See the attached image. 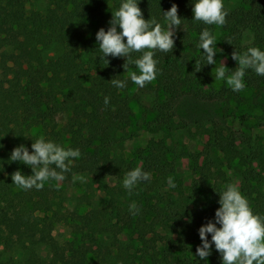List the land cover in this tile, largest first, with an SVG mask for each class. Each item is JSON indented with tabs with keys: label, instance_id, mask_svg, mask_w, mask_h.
Returning a JSON list of instances; mask_svg holds the SVG:
<instances>
[{
	"label": "trees",
	"instance_id": "1",
	"mask_svg": "<svg viewBox=\"0 0 264 264\" xmlns=\"http://www.w3.org/2000/svg\"><path fill=\"white\" fill-rule=\"evenodd\" d=\"M122 2L0 0V264H222L214 244L207 261L196 248L199 228L214 222L220 207L218 192L233 183L229 171L239 177L254 214L264 216V137L256 141L225 132L224 114L200 152L168 137L151 138L130 155L123 149L141 128L178 129L176 117L187 100L222 109L248 101L261 109L264 120V76L248 69L245 87L237 92L225 81L215 86L213 75L222 56L230 73L237 66L233 51H264V0H242L233 7L223 0L228 12L223 26L195 21V0H139L144 18L164 28V11L173 3L181 17L172 52L155 51L157 77L142 88L129 73L139 74L134 61L143 53H131V62L108 56L107 64L96 40ZM205 28L216 37V64H206L199 47ZM111 79L126 86L117 88ZM40 136L81 155L72 159L62 181L50 179L42 189L25 190L12 183L11 174L31 175L32 169L9 157L20 144L31 152ZM183 157L191 161L192 178L179 189L177 162ZM136 167L150 180L129 192L123 180ZM73 176L91 177L104 196L95 199L85 192L67 207L65 188ZM169 177L175 187H169ZM132 203L139 209L135 215ZM59 223L71 230L64 241L54 234Z\"/></svg>",
	"mask_w": 264,
	"mask_h": 264
},
{
	"label": "clouds",
	"instance_id": "2",
	"mask_svg": "<svg viewBox=\"0 0 264 264\" xmlns=\"http://www.w3.org/2000/svg\"><path fill=\"white\" fill-rule=\"evenodd\" d=\"M139 0H123L118 10L112 12L110 27L105 31L100 28L96 33L98 47L102 52V59L106 57H125L131 62V53L142 52V56L134 61L139 74L129 73L131 81L144 87L156 79L157 63L154 59L156 50L168 53L175 46V30L181 25L178 15V5L173 3L171 8L164 11L167 27L164 28L154 18L145 19ZM192 11L195 21H202L207 25L223 26L228 12L224 8L223 0H195ZM119 26L120 31L117 30ZM199 47L203 49L206 64H216V37L205 28L199 36ZM222 51V50H221ZM237 61L232 72L223 62L216 68L215 80H223L233 91H241L245 87L244 77L248 69H253L257 75L264 76V51L258 47H249L245 52L236 50L231 54ZM127 67L126 63L123 65ZM199 61L195 63V70L201 69ZM117 88H124L126 81L111 79ZM109 102L105 98V104ZM32 151L24 144L15 147L9 157L10 162H21L32 169L31 175H24L20 170L11 174L12 183L25 190L44 187L48 180L62 181L64 173L70 170L73 158L80 157L79 149L65 148L51 140L40 136L31 144ZM59 169L60 171H57ZM73 180H83V177L73 176ZM150 180V174L136 167L127 172L123 186L129 192L141 181ZM169 187H175L173 178H168ZM59 187V184H57ZM219 193V205L215 211L214 222L209 220L199 228L201 245L196 248V255L207 261L211 255L212 245L221 254L222 264H264V216L254 214L248 199L240 192L235 184H228ZM129 210L135 215L139 209L132 203ZM219 225V227L217 226ZM211 234V240L208 239Z\"/></svg>",
	"mask_w": 264,
	"mask_h": 264
},
{
	"label": "rangeland",
	"instance_id": "3",
	"mask_svg": "<svg viewBox=\"0 0 264 264\" xmlns=\"http://www.w3.org/2000/svg\"><path fill=\"white\" fill-rule=\"evenodd\" d=\"M242 0H225L228 6H236ZM251 38L248 34L247 39ZM220 60L224 64L227 63L225 57ZM222 66V64H221ZM216 68L214 67L213 75L215 76ZM224 84L223 80H215V86L220 87ZM250 90L245 92V96L249 97ZM192 100H187L181 107L176 121L178 129L170 132L166 129L154 130L150 128H141L133 134V138L128 140L124 146V153L130 155L138 146L145 145L151 138L168 137L171 141L179 140L188 146L190 150L202 151L210 140V134L216 127L217 122L221 121V114L226 117L223 120V128L226 131L233 130L241 135L242 139L253 138L256 141L264 137V120L261 118L262 111L260 108L249 104L248 101H232L230 109H222L221 104L217 103H202L195 104ZM229 107V105L227 106ZM137 119L141 118V108L136 107ZM177 171L181 181L179 189L187 188L192 178L191 161L188 157H183L177 162ZM229 176L232 179V184L238 186L240 190V179L232 171H229ZM83 177V180H76L66 186L65 192L67 196L66 206H70L73 197H77L85 192L90 196L98 199L104 196V192L98 188L97 184H93L91 177ZM54 234L60 241L66 240L71 235L70 227L66 224L59 223Z\"/></svg>",
	"mask_w": 264,
	"mask_h": 264
}]
</instances>
